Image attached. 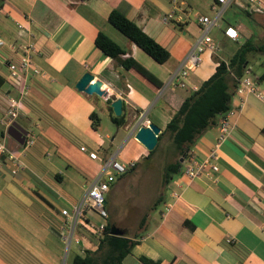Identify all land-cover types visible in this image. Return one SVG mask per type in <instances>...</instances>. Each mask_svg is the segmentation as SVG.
<instances>
[{
	"label": "crops",
	"instance_id": "obj_1",
	"mask_svg": "<svg viewBox=\"0 0 264 264\" xmlns=\"http://www.w3.org/2000/svg\"><path fill=\"white\" fill-rule=\"evenodd\" d=\"M236 1L244 12L248 10L247 0ZM215 3L0 0V38L4 41L0 43V137L24 165L14 173L13 163L0 156V264H58L57 260H48L51 249L56 255L63 253L62 264H71L75 253L96 250L99 239L91 225L104 223V218L87 208L75 231L79 243L68 244L64 234L70 233L72 218L62 210L68 209L72 216L94 181L105 178L107 160H135V169L120 176L106 194L108 217L116 222L112 215L118 197L123 195L121 183L126 184L128 176L133 179V174H141V162L154 155L136 138L138 128L154 122L164 130L183 101L215 72L214 55L226 59L239 47L225 51L217 21L207 33L215 41L216 50L197 51L206 35L198 17L215 20ZM114 7L168 48L169 59L156 61L113 26L109 16ZM173 7L174 18L165 22L163 16ZM253 14L260 25L257 33L241 31V24L229 23L228 27L236 28L239 37L245 33L264 38V13ZM100 32L129 49L162 84L155 85L103 52L95 43ZM225 35L232 41L239 40L228 32ZM24 44L34 47L33 61L40 73H23L14 79L10 66L19 63ZM197 53L199 62L193 66ZM183 69H188L185 87L175 78ZM87 71L103 82V94L76 88ZM263 71L252 77L264 92V79H259ZM10 96L21 98L15 122L28 132L24 143L8 134ZM116 99L123 103L124 125H117L111 117L110 105ZM232 106V130L219 145L215 160L218 170L207 168L209 173L196 178L180 171L165 184L166 163L160 164L162 171L154 180L155 186H165L168 194H162L158 215L147 212L144 227L135 233L141 235L140 241L121 264H145L139 259L141 255L159 264H264V100L252 93L243 97L234 93ZM93 113L99 117L96 124ZM219 121L198 138L190 157L181 159L182 170L192 160L208 158L219 135ZM82 146L88 150L82 151ZM89 151H97L99 158H91ZM152 193L154 206L161 193ZM73 246L79 250H73Z\"/></svg>",
	"mask_w": 264,
	"mask_h": 264
},
{
	"label": "trees",
	"instance_id": "obj_2",
	"mask_svg": "<svg viewBox=\"0 0 264 264\" xmlns=\"http://www.w3.org/2000/svg\"><path fill=\"white\" fill-rule=\"evenodd\" d=\"M245 13L252 19H256L253 13L264 12L245 10ZM109 21L156 61L164 63L169 59L170 52L168 48L154 39L134 20L127 17L119 8L114 7L111 10ZM95 43L103 52L118 60L124 67L137 70L157 86L162 84L155 74L130 54L129 49H125L106 33L100 32ZM251 53L264 55V38L251 35L238 47L233 55L226 59L214 55L217 63L215 72L183 101L181 106L173 113L166 128L160 132L158 144L153 150H150V154H155L165 139L169 140L170 146L163 150L168 158L164 166L165 184H168L171 177L182 170L181 159L190 157V152L198 138L208 128L215 125L218 120L224 118L233 108L232 100L236 88L241 78L251 71L249 67V54ZM262 64L264 65V62ZM259 79H264V71ZM110 110L112 120L117 125H124L127 122L124 114L119 116L114 114L111 105ZM92 118L95 124L99 120L97 113H93ZM134 169L129 170V172ZM162 201L161 194L151 209H154ZM147 215L148 213L141 219L140 228L144 227ZM103 220L106 226L99 237L98 248L75 253L71 264H121L125 256L131 253L134 246L139 243L141 235L135 234L132 236L128 229L124 227H122L123 234H112V228L118 226L109 217ZM139 259L145 264H159L158 261L144 255L139 256Z\"/></svg>",
	"mask_w": 264,
	"mask_h": 264
},
{
	"label": "built area",
	"instance_id": "obj_3",
	"mask_svg": "<svg viewBox=\"0 0 264 264\" xmlns=\"http://www.w3.org/2000/svg\"><path fill=\"white\" fill-rule=\"evenodd\" d=\"M234 1L236 0H216L217 4L215 3L213 5V9L216 10L217 12V16L215 20H212L208 16L198 17V22L205 27L204 29L206 31V35L204 36L203 39H201L197 47V51L199 53L207 49H210L212 51L216 50L217 46L215 41L211 36L207 35V33L212 26L217 24L218 19L222 16L224 12V8L228 7ZM174 3H176V1H174ZM218 4H221L222 8H220ZM247 4H248L247 6H250L252 4L251 6L252 12L253 11L264 12V5L262 0H247ZM175 14H176V9L173 7L169 13L163 16V20L165 22H169L172 18H174ZM227 32L229 36H231L233 39L239 38V32L233 26H229ZM0 43H4L2 38H0ZM21 48H22V52L19 63L12 64L10 66L11 77H13L14 79L18 78L19 76H23V73H25L26 75L28 73H32V74L40 73L39 67L36 66L33 61L34 47L30 44H24ZM198 62H199V56L197 53L194 56L192 65L193 66L197 65ZM187 75H188V69H183L180 72H178L175 78L179 86L181 87L186 86ZM235 93L240 95L241 97L252 93L264 100V92L259 89L258 84L256 83L255 79L250 75V73H247L245 76H243V78H241ZM8 102H9V107L7 109L8 125H11L19 114L18 111L21 106V98L10 96L8 98ZM233 112L234 109L232 108L226 114V116L219 121V135L217 137L215 146L210 151L208 158L202 162L192 160L188 166H186L183 170H181L182 174L188 176L189 178H196L204 173H209L207 171V168H210L212 170H218L219 166L217 163H215V160H217L219 155L218 150L220 143L224 139H226V137L230 134L232 130L230 116L233 114ZM81 150L86 152L88 149L85 146H82ZM3 155L6 156V158L13 163L14 173L19 171V169L23 168L24 165L19 155L10 152L5 142L0 137V156ZM89 156L93 159L99 158L97 151H89ZM135 166H136L135 160H131L129 162H123L114 157L110 158L104 164L105 178L99 177L96 179V181H94V183L90 186L86 196L75 207L72 216L70 215L68 209L62 210L63 215L70 216V218H72V223H71L72 226L70 229V233L66 232L64 234V238L68 242V244H71L73 241L79 243L80 240L75 238V231H76V227L78 226L77 225L78 222L83 218L85 210L87 208L95 209L99 213V215L104 219L108 217V210L105 204L107 192L110 190L112 183H114L120 176L126 174L129 170L133 169ZM173 195L176 196L177 192L176 191L173 192ZM170 207L171 206L168 205L167 209H169ZM105 226H106L105 222L99 225H95V224L91 225L92 230L93 232L96 233L98 239L102 234V232L104 231Z\"/></svg>",
	"mask_w": 264,
	"mask_h": 264
},
{
	"label": "rangeland",
	"instance_id": "obj_4",
	"mask_svg": "<svg viewBox=\"0 0 264 264\" xmlns=\"http://www.w3.org/2000/svg\"><path fill=\"white\" fill-rule=\"evenodd\" d=\"M248 5V4H247ZM251 6H247L249 8V11L252 12ZM215 11L216 15L217 12ZM256 12V11H255ZM254 15V14H253ZM255 19H252L250 16H248L238 5L237 1L235 3L232 2V6L228 8V10H225L222 14V16L218 20V27L220 29L219 32V38L221 42V45L225 49V51H230L236 49L238 46H240L242 43L246 41L248 36L250 34H242L239 37L238 41H232L231 38H226V33L228 29V24H241V31L248 30L251 34L257 33L260 31V25L254 21ZM243 31V32H245ZM264 55L260 53H251L249 54V60H250V75L255 76L257 71L264 69V65L262 64L264 60ZM187 84V83H186ZM261 90V89H260ZM170 143L168 139H165L162 146L159 148V150L151 156L147 161H142L140 166V171L132 175L133 179L128 176L130 179L126 184L124 183L121 187L123 189V195L118 197V203L116 204L115 211L113 213V218L116 220V224L118 226H126L129 233L131 235H134L135 233H138L141 231L142 228H140V221L143 215H145L147 212H149L151 215H158L159 209L162 207V202L158 203L154 209H151L150 207H153V197L155 196L152 192L158 191L160 194H164L165 196L168 194V189H166L165 186H155L157 182H154L155 178L156 181L158 179L160 171H162V167L160 164L164 163V161H168L167 156L164 154V149L166 147H169ZM164 147V148H162ZM148 150V149H147ZM149 152V150H148ZM153 167V170L151 172L149 169ZM137 174V175H136ZM143 180H144V186H143ZM152 181L154 184H151ZM159 187V188H158ZM151 188V189H150ZM157 193V194H158ZM73 250H79L77 246L72 247ZM5 250H7V247L5 246ZM61 251V247H60ZM48 260L50 262H54V260L58 261V264H62L63 262V253L60 255V252L58 255L54 253V250L48 251ZM57 256L58 258H56ZM71 259V257H68V260ZM0 258V263H1ZM68 263V262H67Z\"/></svg>",
	"mask_w": 264,
	"mask_h": 264
},
{
	"label": "water",
	"instance_id": "obj_5",
	"mask_svg": "<svg viewBox=\"0 0 264 264\" xmlns=\"http://www.w3.org/2000/svg\"><path fill=\"white\" fill-rule=\"evenodd\" d=\"M103 82L101 80H95V76L89 71L85 72L81 78L75 84L79 91H84L88 94H103L102 90ZM122 100L116 99L112 102V106L117 115L122 111ZM161 132L160 126L154 122H149L146 125H142L136 131V138L143 143L148 150H153L158 144V136ZM27 130L23 128L18 122H13L8 129V134L15 138L19 143H24L27 137ZM105 200V204H106ZM112 234H123L124 230L120 227L112 228Z\"/></svg>",
	"mask_w": 264,
	"mask_h": 264
},
{
	"label": "bare ground",
	"instance_id": "obj_6",
	"mask_svg": "<svg viewBox=\"0 0 264 264\" xmlns=\"http://www.w3.org/2000/svg\"><path fill=\"white\" fill-rule=\"evenodd\" d=\"M148 121H150V120H148Z\"/></svg>",
	"mask_w": 264,
	"mask_h": 264
}]
</instances>
